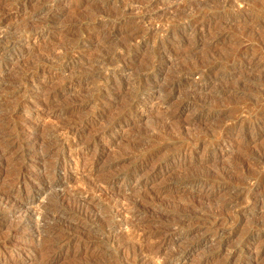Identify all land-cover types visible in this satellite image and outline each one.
<instances>
[{
	"label": "rangeland",
	"instance_id": "rangeland-1",
	"mask_svg": "<svg viewBox=\"0 0 264 264\" xmlns=\"http://www.w3.org/2000/svg\"><path fill=\"white\" fill-rule=\"evenodd\" d=\"M0 264H264V0H0Z\"/></svg>",
	"mask_w": 264,
	"mask_h": 264
}]
</instances>
